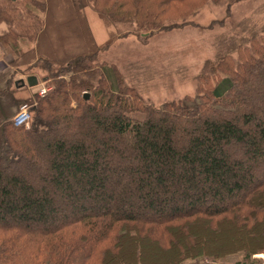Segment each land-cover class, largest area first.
<instances>
[{
	"label": "trees",
	"instance_id": "16d2710c",
	"mask_svg": "<svg viewBox=\"0 0 264 264\" xmlns=\"http://www.w3.org/2000/svg\"><path fill=\"white\" fill-rule=\"evenodd\" d=\"M83 1L147 36L179 26L172 21L207 0ZM230 1L228 11L243 0ZM82 4L0 0V24L8 26L0 50L15 73L42 69L51 85L36 93L29 127L1 126L0 264H145V241L172 264L232 256L261 264L254 255L264 253V107L256 97L264 89V29L219 37L217 56L198 76L217 79L213 87L190 104L156 107L116 69L99 67L111 41L95 42ZM73 33L83 43L70 45ZM202 224L207 231L190 238ZM227 226L231 239L248 232L247 245L206 247L207 234ZM176 230L189 238L181 243ZM125 242L137 243L134 260Z\"/></svg>",
	"mask_w": 264,
	"mask_h": 264
},
{
	"label": "rangeland",
	"instance_id": "374dc122",
	"mask_svg": "<svg viewBox=\"0 0 264 264\" xmlns=\"http://www.w3.org/2000/svg\"><path fill=\"white\" fill-rule=\"evenodd\" d=\"M78 1L83 3V11L95 42L103 45L108 40L111 41L109 48L99 52L96 60L99 67L101 68L104 64L116 69L124 84L130 86L144 103L153 104L156 107L173 102L177 104L188 102L190 104V101H196L200 95L213 87L217 79L211 76L207 77V74L205 75L206 78L198 79V76L207 60H213L217 56L219 37L224 35L235 38L247 37L255 33L259 34L264 29V0L235 2L232 3L229 11L230 0H207L198 7L195 13L188 15L185 21L183 18L172 21L178 23L179 26L151 33L148 31L147 36H142L145 34L144 32L136 33L134 31L135 26L108 20L106 17H102L92 5L86 4L83 0ZM60 12L66 15L63 9ZM212 22L215 23L211 27ZM7 31L8 26L1 23L0 35L7 33ZM81 38L73 33V41L70 45L75 47V45L78 46L83 43ZM0 60L6 61L3 58ZM1 61L0 130L4 123L12 121L23 102L33 99L36 103L35 106H37L39 99L35 94L25 100L30 95L28 90L16 89L15 79L19 77L20 73H15L16 68L11 65L6 68ZM35 72L39 76L42 74L45 76V71L42 69H35ZM222 76L223 73L221 72L219 77ZM45 86L48 91L51 89V85L45 84ZM4 87L6 90L1 91ZM39 87L36 88L39 90ZM39 97L43 96L39 95ZM256 100L261 108L264 107V104L261 103V100H264V89L259 92ZM234 150L233 148L232 151ZM234 153L236 152L234 151ZM32 179L31 181H33ZM228 226L223 232L213 233L212 237L207 234L206 247L211 246L214 250L224 252L225 248L232 251L247 245L248 232L237 231L231 239L228 233L230 227ZM198 231H207L206 225L192 227L189 237L198 238ZM175 236L181 243L189 238L177 230ZM253 239L256 241L255 238ZM199 241L204 246L202 242L204 240L199 239ZM125 243L129 246L126 252L131 251L130 254L134 260L137 243ZM141 245H143L142 252L145 264H172L170 257L167 256L168 252L162 251L156 244L145 241ZM222 251L221 253H223ZM254 257L261 264H264V253L255 254ZM231 258L228 262L220 261L218 264H235L234 261L237 258L234 256ZM212 263L215 262L211 259H205L202 262L189 261L186 264Z\"/></svg>",
	"mask_w": 264,
	"mask_h": 264
},
{
	"label": "built area",
	"instance_id": "2783aa9c",
	"mask_svg": "<svg viewBox=\"0 0 264 264\" xmlns=\"http://www.w3.org/2000/svg\"><path fill=\"white\" fill-rule=\"evenodd\" d=\"M38 90V94L40 96H44L48 89L45 86V83H41ZM35 102L32 100L23 102L20 107L19 110L17 111V113L14 115V117L12 118V122L15 126H26L29 127L33 118V109L35 107Z\"/></svg>",
	"mask_w": 264,
	"mask_h": 264
},
{
	"label": "crops",
	"instance_id": "0c3cea01",
	"mask_svg": "<svg viewBox=\"0 0 264 264\" xmlns=\"http://www.w3.org/2000/svg\"><path fill=\"white\" fill-rule=\"evenodd\" d=\"M0 34H1V32H0ZM3 50H5V49L3 48ZM3 50L1 48V50H0V54H1L0 55V58H3L6 61H1V60L0 61L5 64V67L6 68H9L10 62L12 61V57L6 51L3 52ZM35 75L39 79V85L44 82V77H42V76H44L43 74L41 76H39V74L36 72ZM28 76H30V75L27 74L26 72H20L19 77L15 79L17 81V82L15 81L16 87H17L16 89L21 90V91L22 90H28V92L30 94L25 100L31 98V96H34L37 93V91H38V89L36 88L38 86L31 87V86L28 85V83H26L25 85H22V81L21 80H25L26 81V78ZM4 90H6V87H4L3 89H1V91H4ZM212 264H218V263L215 262V263H212Z\"/></svg>",
	"mask_w": 264,
	"mask_h": 264
},
{
	"label": "water",
	"instance_id": "95a60500",
	"mask_svg": "<svg viewBox=\"0 0 264 264\" xmlns=\"http://www.w3.org/2000/svg\"><path fill=\"white\" fill-rule=\"evenodd\" d=\"M21 81H22V85L28 83V85L31 87L38 86L39 84V79L36 75H30L26 78V81L25 80H21Z\"/></svg>",
	"mask_w": 264,
	"mask_h": 264
}]
</instances>
